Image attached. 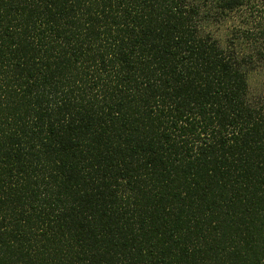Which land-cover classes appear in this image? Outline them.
Listing matches in <instances>:
<instances>
[{
    "label": "trees",
    "instance_id": "trees-1",
    "mask_svg": "<svg viewBox=\"0 0 264 264\" xmlns=\"http://www.w3.org/2000/svg\"><path fill=\"white\" fill-rule=\"evenodd\" d=\"M261 0H0V264H264Z\"/></svg>",
    "mask_w": 264,
    "mask_h": 264
},
{
    "label": "rangeland",
    "instance_id": "rangeland-1",
    "mask_svg": "<svg viewBox=\"0 0 264 264\" xmlns=\"http://www.w3.org/2000/svg\"><path fill=\"white\" fill-rule=\"evenodd\" d=\"M252 18H255L260 25L264 26V0H261L256 9L253 10ZM250 93L258 97L264 93V70L258 69L248 75Z\"/></svg>",
    "mask_w": 264,
    "mask_h": 264
}]
</instances>
